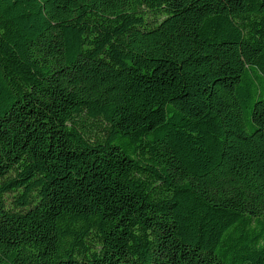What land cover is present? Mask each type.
Wrapping results in <instances>:
<instances>
[{
  "label": "trees",
  "instance_id": "16d2710c",
  "mask_svg": "<svg viewBox=\"0 0 264 264\" xmlns=\"http://www.w3.org/2000/svg\"><path fill=\"white\" fill-rule=\"evenodd\" d=\"M0 264H264V0H0Z\"/></svg>",
  "mask_w": 264,
  "mask_h": 264
}]
</instances>
